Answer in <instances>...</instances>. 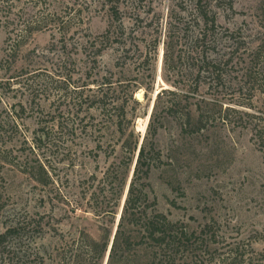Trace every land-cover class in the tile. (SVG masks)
Segmentation results:
<instances>
[{
  "label": "rangeland",
  "instance_id": "rangeland-1",
  "mask_svg": "<svg viewBox=\"0 0 264 264\" xmlns=\"http://www.w3.org/2000/svg\"><path fill=\"white\" fill-rule=\"evenodd\" d=\"M263 88L264 0H0V264H107L132 180L155 264H264Z\"/></svg>",
  "mask_w": 264,
  "mask_h": 264
},
{
  "label": "trees",
  "instance_id": "trees-1",
  "mask_svg": "<svg viewBox=\"0 0 264 264\" xmlns=\"http://www.w3.org/2000/svg\"><path fill=\"white\" fill-rule=\"evenodd\" d=\"M262 92L264 93V88ZM247 114L251 115L250 113ZM251 116L254 117V114ZM260 130L264 132V125ZM145 150L146 147L141 146L138 153L137 164L134 171L137 177L141 166L144 164ZM135 183V180H132L130 183L124 211L114 234L107 264H119V261L120 264H125L127 261H133L135 264H155L156 258L154 253L156 254L158 248L164 249L165 254H167V251L171 250V246L174 249V247L184 245V243L190 240V235L184 231L178 232V230L175 229V224L165 214L156 213L148 216L136 211L138 208L137 199L142 197V195L138 194V188ZM143 215L147 217L143 235L134 236V231L126 232L127 221H131L133 224H139ZM152 243H155L154 246ZM149 244L152 246H149ZM97 246L100 248H97ZM108 246V241L100 243L93 238H90V241L88 240L87 242L78 240L77 249L79 254H75V258L80 256L83 252L95 250L98 253L96 264H103L102 260L105 257ZM122 248L124 253L130 252V254H123V256L119 255V250ZM168 255L170 258L171 254H169V252ZM169 258L167 259L165 256L167 264Z\"/></svg>",
  "mask_w": 264,
  "mask_h": 264
}]
</instances>
